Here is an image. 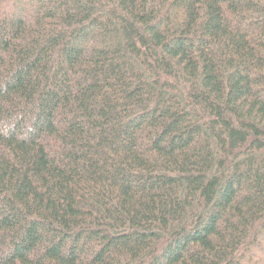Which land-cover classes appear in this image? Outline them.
Listing matches in <instances>:
<instances>
[{"label":"trees","instance_id":"1","mask_svg":"<svg viewBox=\"0 0 264 264\" xmlns=\"http://www.w3.org/2000/svg\"><path fill=\"white\" fill-rule=\"evenodd\" d=\"M0 264H264V0H0Z\"/></svg>","mask_w":264,"mask_h":264}]
</instances>
